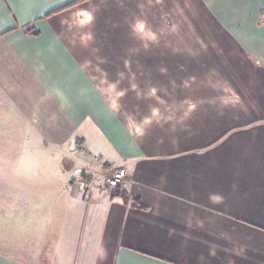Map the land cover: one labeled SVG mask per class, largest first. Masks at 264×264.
Listing matches in <instances>:
<instances>
[{
    "label": "crops",
    "instance_id": "1",
    "mask_svg": "<svg viewBox=\"0 0 264 264\" xmlns=\"http://www.w3.org/2000/svg\"><path fill=\"white\" fill-rule=\"evenodd\" d=\"M71 1L0 0V157L20 115L88 155L0 264H264V0Z\"/></svg>",
    "mask_w": 264,
    "mask_h": 264
},
{
    "label": "rangeland",
    "instance_id": "2",
    "mask_svg": "<svg viewBox=\"0 0 264 264\" xmlns=\"http://www.w3.org/2000/svg\"><path fill=\"white\" fill-rule=\"evenodd\" d=\"M258 19L264 27V11H261ZM237 38L242 39V37ZM18 118V125L21 130L14 132L12 138L18 140L20 147L19 149H4L9 151V154L4 153L0 157V182H4L5 187L6 184L14 182L18 186V194L20 195L17 198L16 191L13 192L10 188L3 193L5 201L4 199L0 201V209L3 207L7 210L5 214L0 213V235L1 233L4 234V241H7L6 238L10 240L12 236L19 235L23 231L27 235H37L42 231L46 225L48 214L49 216L53 214L57 208L56 205L65 204L60 199L63 192L64 195L66 194L65 191L61 190V183L79 176V172L82 171L80 169L81 163L75 164L74 169L72 167L68 171V163L66 162L75 161L77 156L85 153L79 148L70 150L72 141L69 143L68 149H66V143L63 145L48 143L43 134L33 129L26 118L21 115ZM4 132L0 135L7 133L10 135V132ZM77 134L79 135V131ZM11 152L13 155H10ZM92 154L100 159L98 163L94 162L96 169L105 160L98 151H94ZM99 183H101V179L96 181V184ZM1 185L2 183H0L2 190ZM70 187L71 185L68 184L66 190L69 191ZM14 198L15 205L11 207ZM18 207L19 212L16 211ZM56 214L57 210L55 211ZM34 220L37 224H42L41 229H35ZM46 234L51 236L49 231ZM41 235L44 236V233ZM7 244L9 243H4V246Z\"/></svg>",
    "mask_w": 264,
    "mask_h": 264
},
{
    "label": "built area",
    "instance_id": "3",
    "mask_svg": "<svg viewBox=\"0 0 264 264\" xmlns=\"http://www.w3.org/2000/svg\"><path fill=\"white\" fill-rule=\"evenodd\" d=\"M124 174L121 170H113L109 176L106 177V186L111 189L123 184Z\"/></svg>",
    "mask_w": 264,
    "mask_h": 264
},
{
    "label": "trees",
    "instance_id": "4",
    "mask_svg": "<svg viewBox=\"0 0 264 264\" xmlns=\"http://www.w3.org/2000/svg\"><path fill=\"white\" fill-rule=\"evenodd\" d=\"M81 1H83V0H73V1H71V2H69V3H66L65 5H63V6L60 7V8L68 7V6H71V5L76 4V3H78V2H81ZM60 8H59V9H60ZM57 10H58V9H57ZM122 197L126 199V196H125V195H122Z\"/></svg>",
    "mask_w": 264,
    "mask_h": 264
},
{
    "label": "water",
    "instance_id": "5",
    "mask_svg": "<svg viewBox=\"0 0 264 264\" xmlns=\"http://www.w3.org/2000/svg\"><path fill=\"white\" fill-rule=\"evenodd\" d=\"M73 147H74V141H72L71 143V148L73 149Z\"/></svg>",
    "mask_w": 264,
    "mask_h": 264
}]
</instances>
